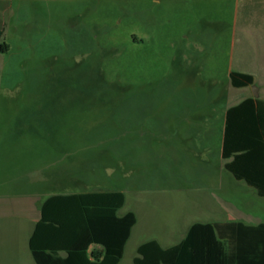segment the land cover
I'll list each match as a JSON object with an SVG mask.
<instances>
[{"label": "rangeland", "instance_id": "374dc122", "mask_svg": "<svg viewBox=\"0 0 264 264\" xmlns=\"http://www.w3.org/2000/svg\"><path fill=\"white\" fill-rule=\"evenodd\" d=\"M186 4L0 0V44L9 47L0 53L2 189L44 198L66 189L114 191L133 173L131 186L147 190L143 198L160 225L138 223L121 264H132L141 241L167 232L159 205L171 201V190L212 191L211 173L222 161L215 82L198 80L193 65L222 61L225 31L221 23H195ZM248 92L237 91L235 101ZM130 197L120 215L132 207ZM197 217L223 221L207 208ZM13 223L1 234L2 248H21Z\"/></svg>", "mask_w": 264, "mask_h": 264}, {"label": "trees", "instance_id": "16d2710c", "mask_svg": "<svg viewBox=\"0 0 264 264\" xmlns=\"http://www.w3.org/2000/svg\"><path fill=\"white\" fill-rule=\"evenodd\" d=\"M8 49L0 44V53ZM229 79L235 88L253 85L250 75L231 72ZM221 157L235 180L264 197L263 100L248 98L226 111ZM124 203L114 191L49 197L29 240L36 264H118L136 223L131 212L118 216ZM92 246L103 250L100 261L88 257ZM134 264H264V224L195 223L175 246L140 245Z\"/></svg>", "mask_w": 264, "mask_h": 264}, {"label": "crops", "instance_id": "0c3cea01", "mask_svg": "<svg viewBox=\"0 0 264 264\" xmlns=\"http://www.w3.org/2000/svg\"><path fill=\"white\" fill-rule=\"evenodd\" d=\"M150 1L154 4H160L162 0ZM179 1L187 2L186 5L189 8L190 15L193 14L195 23L206 19L209 25L221 23L225 31L222 61L206 58L202 61L196 60L195 65H193V73L198 80L215 82L213 83L215 85L213 90L216 91L218 103H220L218 121L222 124L220 128V147L218 149L221 157L226 111L248 98L264 101V0ZM216 8H221V11L225 10L228 16L223 15L221 19L212 18L210 12H213ZM192 24L194 23L189 22L188 29L194 27ZM185 37L189 43L188 47L196 50L198 47L191 44L196 41L197 37L191 33H188ZM213 49H216L217 54L218 46L215 45ZM231 72L250 75L253 78V85L241 88L233 87L229 79ZM252 86L256 87L254 91L256 96L252 93ZM239 90L249 92L239 97L238 101H235L236 93ZM34 128V126H31L32 131H34ZM196 147L195 144L193 151L194 153L198 152L199 157H201V149ZM116 156L117 161H121V155L117 153ZM221 160L218 168L211 173V176L215 178L212 191L211 189L206 191L204 188L171 190L174 195L171 201L166 206L161 207L159 205V208L165 209V211L162 210V215H166L163 219L167 221L168 227L165 228L167 232L155 233L152 237H148L137 244L136 256L139 246L148 241H157L163 249L179 244L185 238L189 228L195 223L237 222L249 226L264 224V197L258 196L255 190L244 182L235 180L224 168L227 161L222 157ZM199 163L201 165L202 160H199ZM199 172L203 173L201 170ZM120 179L123 180L124 176L116 174V180L121 182ZM133 181L134 174L132 173L129 177H126L125 182H121V185L119 184L114 190V192H121L124 195L125 203L123 207L128 201V195H131L129 200H132V207L120 215L122 207L118 210V216L122 217L131 212L136 218V223L125 245L124 253L138 223L146 229L149 225H155V228L158 229L157 226L160 225L159 218L161 215L156 217L154 221L150 206L143 198L147 190H136L131 186ZM2 186L3 182L0 181V238L1 234L8 228L6 225L13 221V228L19 237L21 248L14 250L0 246V264H36L29 249V240L35 225L41 219L43 203L54 195L85 193V191L76 192L75 190L66 189L55 191L44 198V194L41 192L31 195H10L2 189ZM214 192L215 195L212 194ZM204 208L212 209L223 221H200L197 215H200ZM175 238L176 241L170 243ZM89 251H91V256H89L91 260L100 261L103 257V250L99 247L92 246ZM124 253L118 264L122 263ZM135 257L132 259V264H134Z\"/></svg>", "mask_w": 264, "mask_h": 264}, {"label": "water", "instance_id": "95a60500", "mask_svg": "<svg viewBox=\"0 0 264 264\" xmlns=\"http://www.w3.org/2000/svg\"><path fill=\"white\" fill-rule=\"evenodd\" d=\"M256 90V88L255 87H253V92ZM255 94V96H256V92L254 93Z\"/></svg>", "mask_w": 264, "mask_h": 264}]
</instances>
